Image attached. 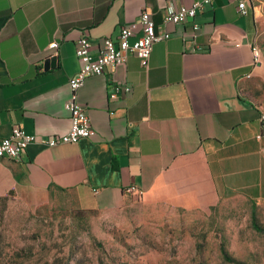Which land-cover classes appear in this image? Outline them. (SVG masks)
<instances>
[{
    "label": "crops",
    "instance_id": "obj_1",
    "mask_svg": "<svg viewBox=\"0 0 264 264\" xmlns=\"http://www.w3.org/2000/svg\"><path fill=\"white\" fill-rule=\"evenodd\" d=\"M168 1L197 0H0V139L15 126L38 138L65 133L68 80L81 67L77 40L85 37L95 56L103 38L128 26L133 42L140 13L160 25ZM248 7L243 16L236 3L215 0L197 13L195 40L190 22L165 26L170 37L153 44L147 69L131 53L88 76L78 99L95 134L1 158L0 197L39 203L68 192L104 218L135 208L193 211L230 197L264 201V64L252 53L253 0ZM51 56L55 66L44 69ZM115 83L129 92L115 93Z\"/></svg>",
    "mask_w": 264,
    "mask_h": 264
},
{
    "label": "rangeland",
    "instance_id": "obj_2",
    "mask_svg": "<svg viewBox=\"0 0 264 264\" xmlns=\"http://www.w3.org/2000/svg\"><path fill=\"white\" fill-rule=\"evenodd\" d=\"M253 6L264 64V0ZM257 92L264 107V82ZM251 205L230 197L199 210L135 208L104 218L68 192L39 203L8 195L0 197V264H264V201L256 203L258 229Z\"/></svg>",
    "mask_w": 264,
    "mask_h": 264
},
{
    "label": "built area",
    "instance_id": "obj_3",
    "mask_svg": "<svg viewBox=\"0 0 264 264\" xmlns=\"http://www.w3.org/2000/svg\"><path fill=\"white\" fill-rule=\"evenodd\" d=\"M215 0H197L189 6L176 5L168 1L164 7V13L160 25H157L150 14L143 10L138 18L141 26V33L133 42V30L130 27H121L116 36L103 38L102 44L95 56L92 55L91 45L85 37H81L76 42L75 55L81 62V67L77 73L68 80L69 96L65 102V108L69 112L70 125L63 134L52 135L50 137H36L26 133L21 127L15 126L11 129L10 135L0 139V159L8 158L19 160L24 154L26 147L31 143H40L44 146L52 147L58 144H73L81 138L93 136L94 129L91 126L90 118L85 107L78 99L79 89L83 86L85 79L91 75H102L106 70H112L117 65L124 64L129 54L138 57L143 68H148L149 58L154 43L166 40L170 33L165 30L167 24H184L190 22L188 35L195 40L199 24L195 21L197 13L206 6L211 5ZM236 3L238 13L247 15L249 13V0H227ZM58 43L52 41L48 44V49L56 50ZM255 59L260 58L257 48L252 49ZM130 88L127 85L113 84L115 93H127ZM258 120L261 130H264V109L259 111ZM261 133L256 138H260ZM136 199L142 192L133 186L127 189Z\"/></svg>",
    "mask_w": 264,
    "mask_h": 264
},
{
    "label": "trees",
    "instance_id": "obj_4",
    "mask_svg": "<svg viewBox=\"0 0 264 264\" xmlns=\"http://www.w3.org/2000/svg\"><path fill=\"white\" fill-rule=\"evenodd\" d=\"M256 204L255 202H252L251 205V222L254 226V228L258 229L257 222H256ZM222 253L224 254V249L221 248Z\"/></svg>",
    "mask_w": 264,
    "mask_h": 264
},
{
    "label": "water",
    "instance_id": "obj_5",
    "mask_svg": "<svg viewBox=\"0 0 264 264\" xmlns=\"http://www.w3.org/2000/svg\"><path fill=\"white\" fill-rule=\"evenodd\" d=\"M55 64H56V56L48 57L44 60V69L53 67L55 66Z\"/></svg>",
    "mask_w": 264,
    "mask_h": 264
}]
</instances>
